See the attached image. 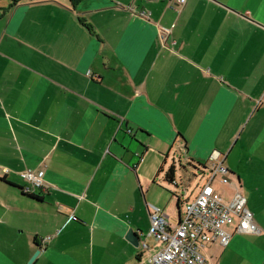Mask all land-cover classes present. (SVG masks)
Returning <instances> with one entry per match:
<instances>
[{
	"label": "crops",
	"instance_id": "crops-1",
	"mask_svg": "<svg viewBox=\"0 0 264 264\" xmlns=\"http://www.w3.org/2000/svg\"><path fill=\"white\" fill-rule=\"evenodd\" d=\"M214 153L261 233L207 263L264 264V0H0V264H149L151 207L181 218Z\"/></svg>",
	"mask_w": 264,
	"mask_h": 264
},
{
	"label": "built area",
	"instance_id": "built-area-1",
	"mask_svg": "<svg viewBox=\"0 0 264 264\" xmlns=\"http://www.w3.org/2000/svg\"><path fill=\"white\" fill-rule=\"evenodd\" d=\"M170 1L178 7H183L187 3V0ZM142 161L143 158L139 156V162ZM209 163L210 176L206 184L197 197L186 205L180 220L172 219L161 208L151 207V227L148 236L161 242L163 248L151 258L149 264H208L204 251L215 240H219L227 247L232 234L225 228L235 220H238L237 233L254 235L261 233L255 222L254 213L247 207L246 197L233 181L220 154L214 153ZM44 176V171L22 172L21 177L30 184L23 188L25 194H33L34 191L43 189ZM215 182L236 186V192L230 201L227 202L216 191ZM50 239L51 237L42 238L41 245L44 246Z\"/></svg>",
	"mask_w": 264,
	"mask_h": 264
},
{
	"label": "rangeland",
	"instance_id": "rangeland-1",
	"mask_svg": "<svg viewBox=\"0 0 264 264\" xmlns=\"http://www.w3.org/2000/svg\"><path fill=\"white\" fill-rule=\"evenodd\" d=\"M178 170H179V177L181 175L180 173V164H177ZM195 174H197L198 176L193 179L192 181L190 180H186L185 181V185H190L187 191H183V200H186L188 197H192L193 194H195L197 192V190L199 189V187L201 185H205L210 174L208 173L207 170H201L196 172ZM225 186V185H224ZM174 219V218H172Z\"/></svg>",
	"mask_w": 264,
	"mask_h": 264
},
{
	"label": "trees",
	"instance_id": "trees-1",
	"mask_svg": "<svg viewBox=\"0 0 264 264\" xmlns=\"http://www.w3.org/2000/svg\"><path fill=\"white\" fill-rule=\"evenodd\" d=\"M80 0H72L73 3H78ZM190 168L192 169V173L193 175H195L196 177L198 176L197 174H195L198 171L201 170H207L209 169V167H207L206 165L199 163V162H194L193 160H191V162L189 163ZM165 179L167 180V182L173 184L175 181V167H171L168 172L165 174ZM2 181H5L4 179H0ZM22 192L24 195L31 197L32 199L35 200H40L39 196H36L35 194H25L24 190L22 189ZM179 205H181V202L179 203Z\"/></svg>",
	"mask_w": 264,
	"mask_h": 264
},
{
	"label": "water",
	"instance_id": "water-1",
	"mask_svg": "<svg viewBox=\"0 0 264 264\" xmlns=\"http://www.w3.org/2000/svg\"><path fill=\"white\" fill-rule=\"evenodd\" d=\"M176 220H180V216L175 218ZM127 239L133 244L135 247H139L141 243V238L140 236L134 232L133 230H130L127 234Z\"/></svg>",
	"mask_w": 264,
	"mask_h": 264
}]
</instances>
